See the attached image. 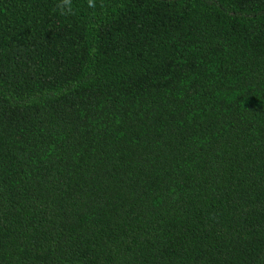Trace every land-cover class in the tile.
Listing matches in <instances>:
<instances>
[{"label":"trees","instance_id":"trees-1","mask_svg":"<svg viewBox=\"0 0 264 264\" xmlns=\"http://www.w3.org/2000/svg\"><path fill=\"white\" fill-rule=\"evenodd\" d=\"M0 0V264H264V0Z\"/></svg>","mask_w":264,"mask_h":264},{"label":"clouds","instance_id":"clouds-1","mask_svg":"<svg viewBox=\"0 0 264 264\" xmlns=\"http://www.w3.org/2000/svg\"><path fill=\"white\" fill-rule=\"evenodd\" d=\"M70 3H71V0H62V2L57 5V7L61 9V14H65L63 11L65 5L69 6V11L71 10L70 9ZM88 6L90 8L95 7L93 0H88Z\"/></svg>","mask_w":264,"mask_h":264}]
</instances>
